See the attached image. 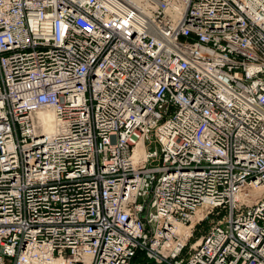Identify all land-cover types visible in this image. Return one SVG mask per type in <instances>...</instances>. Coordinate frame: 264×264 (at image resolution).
Returning <instances> with one entry per match:
<instances>
[{"label":"built area","instance_id":"2783aa9c","mask_svg":"<svg viewBox=\"0 0 264 264\" xmlns=\"http://www.w3.org/2000/svg\"><path fill=\"white\" fill-rule=\"evenodd\" d=\"M138 252L264 264V0H0V264Z\"/></svg>","mask_w":264,"mask_h":264},{"label":"rangeland","instance_id":"374dc122","mask_svg":"<svg viewBox=\"0 0 264 264\" xmlns=\"http://www.w3.org/2000/svg\"><path fill=\"white\" fill-rule=\"evenodd\" d=\"M218 217L213 215H210L209 218L205 219L202 221L199 225H197L191 234V238L189 239V242H187L186 246H184V249L181 253V257H185L186 253L189 250L190 245L195 243L196 241L199 240L201 236H203L206 232V230L217 220ZM140 254L138 256L137 254ZM131 260V264H165V263H158L156 262L153 258H149L146 256L145 253L138 252Z\"/></svg>","mask_w":264,"mask_h":264},{"label":"bare ground","instance_id":"6f19581e","mask_svg":"<svg viewBox=\"0 0 264 264\" xmlns=\"http://www.w3.org/2000/svg\"><path fill=\"white\" fill-rule=\"evenodd\" d=\"M131 3H139L140 0H127ZM38 121L41 123L42 128L47 134H51L55 130V121L52 111H41L37 114Z\"/></svg>","mask_w":264,"mask_h":264},{"label":"trees","instance_id":"16d2710c","mask_svg":"<svg viewBox=\"0 0 264 264\" xmlns=\"http://www.w3.org/2000/svg\"><path fill=\"white\" fill-rule=\"evenodd\" d=\"M137 255H138V256H140V254H139V253H138ZM136 257H137V256H135V258H136Z\"/></svg>","mask_w":264,"mask_h":264}]
</instances>
